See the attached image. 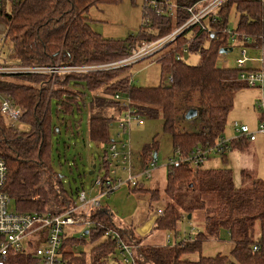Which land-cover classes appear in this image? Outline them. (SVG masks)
Here are the masks:
<instances>
[{"label":"trees","instance_id":"16d2710c","mask_svg":"<svg viewBox=\"0 0 264 264\" xmlns=\"http://www.w3.org/2000/svg\"><path fill=\"white\" fill-rule=\"evenodd\" d=\"M104 1L110 0H9L7 11V0H4L0 20L9 26L13 46L25 65H49L58 61L70 65L101 64L127 57L142 42L171 33L190 17L187 7L201 0H172L177 4L173 15L158 13L148 0H143V18L147 21L142 22L137 34L125 39L104 38L92 29L89 8ZM163 1L159 0L158 4L165 9ZM234 9L239 18L232 29L229 19ZM234 39L248 47H264L263 1L225 0L215 20L211 16L202 19L168 42L154 58L149 57L161 63L162 74L172 76L168 85H135L126 74L132 63L89 72L62 73L56 77L52 90L47 87L52 84V77L46 74H17L0 79V90L10 94L22 107L23 119L31 125L30 131L19 132L0 118V156L8 166L6 191L11 198L14 196L26 203L36 200L33 194L38 189L36 183L29 186L20 170L21 165H34L48 176V192L53 199L50 197L49 205L53 207L40 211L24 206V211L62 212L75 204V198L64 189L51 164L52 138L62 132L61 126L52 121L53 99L58 100L64 113L73 112L75 107L81 109L83 93L71 87L72 82L75 85L83 82L90 91L106 86L107 96L96 95L92 101L89 121L90 138L104 144L99 170L103 179L117 176L111 168L117 169L120 163L117 160L112 163L110 146L119 139L112 138L110 127L127 108L135 109L141 118L163 119V131L171 136L173 159L189 158L198 148L213 146L223 137L236 92L249 87L240 79L241 72L257 70L248 66L242 69L217 65L220 50L232 47ZM190 53L200 55L197 64L185 61V55ZM11 78L24 82L15 83ZM36 83H42V87L38 89ZM116 94L128 98L129 105L122 106ZM110 109L117 113H110ZM190 109L197 110L204 122L202 129L181 128V118ZM261 119L264 116L261 115ZM250 141L247 137H234L228 140L225 151L214 152L221 154L225 161L227 151H245ZM158 146L155 135L139 154V168L144 170L156 159ZM204 162L196 167L189 160L168 164L163 214L156 219L154 228L172 232L175 235L172 244H145L133 226L116 222L111 210L103 206L89 215L91 225L86 229L87 234L97 242L90 254L75 249L85 241L87 234L83 232L82 237L76 239L65 233L62 248L66 264H264V179L243 168L242 183L237 186L231 167H204ZM130 186L133 191L149 194L151 208L160 200V188L146 187L139 180ZM199 211H203L202 229L193 236H178L181 222L189 214L192 219ZM222 231L227 232L233 243L231 253L203 255L204 243L210 239L220 240ZM114 233L132 246L130 262L123 260L118 243L111 235ZM34 249L35 243L31 241L27 251H12L7 264H39ZM194 254H198V258Z\"/></svg>","mask_w":264,"mask_h":264},{"label":"rangeland","instance_id":"374dc122","mask_svg":"<svg viewBox=\"0 0 264 264\" xmlns=\"http://www.w3.org/2000/svg\"><path fill=\"white\" fill-rule=\"evenodd\" d=\"M146 1V0H144ZM173 2L172 0H170ZM150 3V1H149ZM166 5L167 2L163 1ZM143 0H117L99 2L89 8L88 17L90 25L95 32L101 34L108 39H125L129 35L137 34L140 25L144 21L143 18ZM239 14L235 9L231 12L229 23L234 29L238 23ZM242 45V46H241ZM9 44L0 48L9 51ZM243 42L234 41L232 50L220 53L217 58V65L220 67H237V59L243 57L242 47ZM248 57H263V62L251 61L250 65H264V47H252L247 50ZM185 61L189 64H197L200 60L198 53H190L185 55ZM64 62L67 60H63ZM130 76L132 82L137 86H155L168 85L169 75L162 74V65L151 58H145L132 63L126 73ZM9 79V78H8ZM15 83H22L23 80L11 78ZM30 84L34 85L30 82ZM80 85L71 83V87H76V90L83 93L80 96L81 109L73 112L64 113L58 106V100L53 99L51 105L52 121L54 125L61 126L62 132L54 135L52 140L51 164L53 169L60 176L63 187L75 199L77 198L78 190L84 189L90 195H100L99 187L95 186L97 173L101 167V157L103 154L104 144L97 143L90 138L89 121L91 116L92 101L96 95L107 96L106 86L90 91L84 87V83L78 82ZM38 89V84L35 85ZM52 90L55 85H48ZM49 96V94H48ZM262 97V90L259 88H242L238 90L234 96V105L228 115L223 137L228 140L239 136V133L234 129V123L247 125L251 130H256L260 122V114L263 112L259 109L257 101ZM65 101V99H64ZM67 101V100H66ZM110 113H117L116 110L110 109ZM118 115V114H117ZM6 124L11 125L8 119H5ZM163 119L160 118H143V123L137 121L132 122L130 130L131 140V165L132 173L140 174L143 168H139V154L145 144L151 142L155 135L159 141L156 157V167L152 170V177L147 178L144 174L138 177V180L144 183L146 187L160 188V200L154 203L164 209L166 194L163 189L166 184V174L168 172V164L173 159L174 151L171 136L163 131ZM181 128L189 131L200 130L204 126V122L199 115L193 117L181 118ZM121 131L118 120L114 121L110 127L112 138L117 136V132ZM128 137V135H124ZM256 140H251L245 151L233 149L227 151L226 160L224 161L221 154L212 151L204 162V167H224L229 166L233 170L234 181L237 186L241 185L242 177L241 170L248 168L254 175L264 179V132L256 133ZM21 174L25 182L29 186L36 183V193L32 201L17 199L12 196L9 203L10 210H17L19 207L29 206L35 210H49L53 205H49V200L52 199L48 192V176L44 171H41L38 166L21 165ZM20 173V172H19ZM116 175L124 181L119 189L110 194L101 196L102 205L108 207L113 213L115 220L125 224V221L132 220L133 214L141 213L143 210H150L149 203L144 192L133 191V187L128 185L129 171L124 168L121 163L116 169ZM37 194V195H36ZM51 197V199H50ZM53 201V199H52ZM19 206V207H18ZM203 211L194 214V217L186 218L181 222L180 233L178 236H193L202 229ZM124 221V222H123ZM142 221L140 222V224ZM88 228L85 224H76L67 228V235L74 236L76 239L82 237L83 232ZM149 228V224L145 229ZM169 235V237H168ZM146 243L154 245L172 244L175 238L173 233L153 229L151 233L142 236ZM84 242L76 245L77 251H85L91 253V248L97 243L93 242L91 235L87 234L84 237ZM233 248V243L230 240L226 231H222L221 239H210L204 243L203 255L214 256L218 253L229 255ZM198 258V254H194ZM68 264V263H67ZM129 264V263H126Z\"/></svg>","mask_w":264,"mask_h":264},{"label":"built area","instance_id":"2783aa9c","mask_svg":"<svg viewBox=\"0 0 264 264\" xmlns=\"http://www.w3.org/2000/svg\"><path fill=\"white\" fill-rule=\"evenodd\" d=\"M150 1V3H149ZM159 0H148V4L157 8L158 13L168 12L173 15L177 4L170 0H165V9L160 8ZM225 0H201L194 5L187 7L191 14L190 17L179 27L174 29L171 33L161 37L160 39L151 42H142L136 47L130 55L101 64H84V65H44V66H26L22 63V58L18 56L15 47L11 40L9 26L5 24L4 30L0 33V43L2 46L9 44L8 50L0 48V79L5 77H12L13 75H26L30 73L46 74L52 77V84L56 77L62 73L67 72H89L93 70H102L112 67H120L127 64L134 63L140 59L155 56L168 42L174 41L179 34L191 28L192 25L200 22L204 18L210 16L215 20L219 7ZM263 1L264 0H259ZM9 0H7V8L9 11ZM4 5V0H0V8ZM147 19L144 21L146 22ZM237 39H234L236 41ZM248 48L242 47L243 57L237 59V66L244 69L250 57L247 56ZM258 61L263 62V57H258ZM240 79L247 83L249 87L259 88L262 90V97L257 101L259 109L263 111L264 116V69L257 70H244L240 74ZM172 76L169 81H172ZM42 86V83L38 85ZM116 99L121 101V105L126 107L129 105V99L121 97L119 94L115 95ZM24 110L18 105L10 94L0 90V118L3 120L8 119L11 125L14 126L19 132L30 131L31 125L23 119ZM119 127L121 131L117 132L119 142H113L110 146V155L113 160H117L124 168L129 171L128 185H135L138 183V177L141 174L132 173L131 165V140L130 130L132 122L137 121L139 124L143 123V118L137 114L133 108H127L125 112L118 117ZM234 129L239 133L237 137H247L250 140L256 138L257 132H264V119H261L257 129L251 130L247 125L234 123ZM124 135H128L125 137ZM229 140V139H228ZM224 137L208 148H198L189 158L185 159H171V164H178L185 160H189L191 165L198 166L202 164L208 153L212 151H225L227 142ZM156 167V159L146 166L142 171L147 178H151L152 170ZM111 172L116 174V169L111 168ZM8 182V166L3 157L0 156V264H7V259L12 251H27L30 242L35 243V255L39 258V264H66L63 258V238L68 231L67 228L76 224H85L88 227L91 225L89 219L90 213L96 209L103 207L101 196L112 193L119 189L124 183L118 176H112L103 179L101 172L97 173L95 186L99 187L100 195L92 196L86 190H78L77 198L74 200L75 204L65 209L62 212H38V211H24L21 209L10 210L9 203L12 198L6 191ZM157 216L163 214V208L157 206L155 208ZM118 243L121 256L125 262H130L132 257V246L124 242L119 234H111ZM258 248L257 245L254 247ZM129 259V261H128Z\"/></svg>","mask_w":264,"mask_h":264},{"label":"crops","instance_id":"0c3cea01","mask_svg":"<svg viewBox=\"0 0 264 264\" xmlns=\"http://www.w3.org/2000/svg\"><path fill=\"white\" fill-rule=\"evenodd\" d=\"M4 27H5V24L3 23L2 20H0V33L4 30ZM250 48H252V47H250ZM248 49H249V47H248ZM257 58L258 57H254V58L251 57L250 60L247 62L246 66H248L249 68L264 69V65L263 64L262 65H258V66H255V65H253V66L250 65L249 66V62H251V61H258ZM261 115L263 116V112L260 114V117H261ZM254 140H256V139H254ZM140 174H142V172ZM145 195H146L147 201H148L149 206H150L149 194H144V197H145ZM157 206L158 205H156V207ZM156 207L155 206H154V208H151L150 207V210H147V211L146 210H143L141 213L136 212L135 214H133V216H132L133 218H131L132 220L125 221V222L123 221L125 223L123 225L133 226L134 229H135V231H136V233L139 234V235H142V236L148 235L149 233H151L153 231L155 221L158 218V216L156 214V210H155ZM114 219H115V217H114ZM141 221H142V223L140 224ZM119 223L122 224V222H119ZM147 224H149V228L145 229V227H146ZM171 233L172 232H170V234ZM168 237H169V235H168Z\"/></svg>","mask_w":264,"mask_h":264},{"label":"water","instance_id":"95a60500","mask_svg":"<svg viewBox=\"0 0 264 264\" xmlns=\"http://www.w3.org/2000/svg\"><path fill=\"white\" fill-rule=\"evenodd\" d=\"M232 49H233L232 47H229V48L228 47H224V48H222L220 50V53H225V52L231 51ZM196 114H197V110L196 109H190L186 113V116L190 118V117H193ZM154 157L155 158L157 157V153H155ZM190 217H191V215L189 214L188 218H190ZM84 233L87 234L88 233V230H85Z\"/></svg>","mask_w":264,"mask_h":264},{"label":"bare ground","instance_id":"6f19581e","mask_svg":"<svg viewBox=\"0 0 264 264\" xmlns=\"http://www.w3.org/2000/svg\"><path fill=\"white\" fill-rule=\"evenodd\" d=\"M149 57H155V56H149ZM149 57H146V58H149ZM143 59H145V58H143ZM141 60V59H140ZM56 64H66V63H62V62H57V63H55V64H49V65H56ZM25 65V64H24ZM66 65H70V64H66ZM26 66H44L43 64H34V65H26ZM73 66H75V65H73ZM38 85L40 84V83H37Z\"/></svg>","mask_w":264,"mask_h":264}]
</instances>
